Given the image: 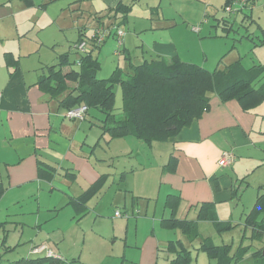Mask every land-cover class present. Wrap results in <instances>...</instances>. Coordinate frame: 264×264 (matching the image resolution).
<instances>
[{
    "label": "crops",
    "instance_id": "0c3cea01",
    "mask_svg": "<svg viewBox=\"0 0 264 264\" xmlns=\"http://www.w3.org/2000/svg\"><path fill=\"white\" fill-rule=\"evenodd\" d=\"M16 1L0 0V188H3L0 204L21 203L23 206L26 204V206L31 205L34 208L27 211V214L18 213L16 221L0 220L2 223L0 231L3 232L2 242L5 241L9 231L6 227L7 224L17 227L25 221L35 225L33 231L37 232V241L35 240L36 243L33 246L47 243L52 248L65 253L66 249L63 246L65 234L63 231L55 229L49 220L60 214V208L64 204L65 206L72 205L74 210H81L80 213L85 214L93 198L101 193L103 188L107 190L105 184L109 168L104 163L111 165L110 158L121 155L131 157L135 154L130 153L132 150L142 151L146 159L145 164H150L155 169L154 175L137 179L138 187L141 188L140 196L151 201L153 199L151 193H146V190L149 185L157 187V196L163 202V209L157 223L162 229L180 231L189 241L185 243L182 236H179V238L169 239L161 244L157 238L149 236L139 247V264H167L166 248L169 242H181L182 246L188 249L191 254L188 244L199 240L198 245L195 246L196 249H199L201 242L206 239L201 236V232L198 230V236L191 239L179 228L169 229L162 226L161 219L171 215L170 210L165 207L166 197L170 194L178 196L174 217L179 220L193 221L196 229H198V222H207L197 217L200 204L203 202L214 203L217 220L230 222L234 226L238 225L239 223H233L230 217L229 219L226 217L224 220H221L223 217L219 219L217 211L219 213L224 209L232 216L233 206L230 204L221 206V204L231 202L234 195L237 194L235 181L239 174L243 176L250 174L247 172H252V175L262 168V175L258 179L264 178V100L256 107L244 110L236 99L222 101L213 92L210 94L209 108L205 109L199 118L183 127L176 137L168 141H156L151 145L143 142L144 144L138 145L135 140H132V136L112 138L108 135H99L95 143L92 144L88 136L94 127L93 124L101 129L100 122L92 123L87 120L90 113H87L85 118L80 121L65 117V109L60 105L59 100L66 92L54 96L39 86L40 75L46 72L48 66L47 63L39 66L41 60L36 56L44 41L39 37L31 38L32 36L28 33L31 31L25 29L27 24L25 21L32 22L31 19H35L32 30L38 24L37 14L26 11L34 6L35 1L30 0L28 4L25 0H20L25 5L24 7ZM98 1L100 12L97 14L102 15L106 14L108 6H115L119 0ZM123 1L130 2V0ZM44 5L45 3L39 4L40 7H45ZM35 10L38 11V9ZM19 12L22 17L18 18L17 16L21 15ZM25 16L26 18H24ZM155 23L157 25L151 23L147 29L151 28L155 31L153 32L156 33L154 38H158L159 42L154 41L150 47L148 45L145 47L146 52L143 54L148 55L147 58L155 56L169 58L177 55L184 61L197 62L195 58L189 56L193 51L189 44L191 42L183 41V35L179 34L182 33L183 26L173 22V24H166L161 18H157ZM232 26L231 23L228 32ZM207 27H204L202 32H204L203 35L207 33L210 36L205 34L202 38L221 37V35L211 36L210 29ZM194 29L199 30L197 26L191 30L194 32ZM191 30L186 28L183 33L193 36ZM262 30L264 35V29ZM36 32L40 33L38 30ZM127 40H129V33L126 37V45ZM263 44L264 42L261 41L257 46ZM151 48L157 49L152 50ZM126 50L129 51L127 48ZM65 52L69 53V51ZM134 58L137 60L140 59V56ZM221 61L222 58H219L214 68L227 69V66L238 61L242 67L248 69L256 64H264V57L259 59L258 63H253L250 66H244L241 60L237 59L223 67ZM198 65L204 66V64ZM213 69L209 68L208 70ZM101 139L110 146L109 153L103 157L96 154L95 149ZM226 150L235 154V161L232 166L230 165L234 176L231 172H227L229 166L224 168L218 166V158ZM134 156L139 160L136 154ZM96 157H101L99 163L97 160L96 162L92 160ZM170 157L172 161L169 167L167 163ZM240 162L245 164V169L239 171ZM139 163L145 167L142 162ZM39 165L53 169L52 177L40 176ZM132 170L133 168L123 170L119 174L118 181L121 182L125 176H128L127 172ZM102 175L105 176L104 183L80 206L77 199L88 191ZM244 178L247 179V176H243V180ZM150 180L153 182L150 183ZM263 180L257 183L258 190L251 208L243 215V227L241 228L243 235H247V238L251 240L243 255L251 254L253 260L254 253L259 248H262V254H264V234L260 239H252L251 230L246 227L244 221L254 206L257 196L264 192V187H261ZM251 182L253 181L251 180ZM249 183L247 181V184ZM46 188H48V192H46ZM134 191L135 189H133ZM159 198L157 199L159 200ZM88 201L90 202L88 203ZM240 218L242 217L240 216ZM254 242H260V244L256 246ZM94 245L91 246L89 252L91 257L94 253L92 250ZM123 246H126V243ZM7 248L14 249L15 246H7ZM102 252L107 251L102 250ZM79 254L80 250L77 252V256ZM35 256L31 259L45 255L36 254ZM88 259L90 260V257ZM74 260L76 261L75 257H72L70 261Z\"/></svg>",
    "mask_w": 264,
    "mask_h": 264
},
{
    "label": "rangeland",
    "instance_id": "374dc122",
    "mask_svg": "<svg viewBox=\"0 0 264 264\" xmlns=\"http://www.w3.org/2000/svg\"><path fill=\"white\" fill-rule=\"evenodd\" d=\"M34 1V6L26 9V11L31 12V14H37L38 24L32 30L35 19H31L32 22L25 21L27 23L25 29L31 31L28 32L32 36L31 38L39 37L40 40L44 41L36 54L41 60L39 66L41 64L46 65L45 63L48 65L57 63L58 55L69 51V63H65L62 66V70L65 71L70 67H76L77 60L82 52L78 51L75 47V40L79 30H83L86 35H92L97 24L101 25L98 16L104 14H97L100 12L98 6L99 1ZM16 2L21 4L22 7L25 6L20 0ZM40 3H45V7H40ZM222 3L223 0H140L132 7L128 16V23L122 26V29L125 30L126 37L129 33L127 45L125 36H123V44L126 45L125 48L129 50L131 57H141L142 51L147 45L150 47L154 41L159 42L158 38H154L156 33L153 32L155 31L151 28L147 29V27H150L151 23L157 25L155 23L157 18H161L166 24L173 22L176 25L183 26L182 33L180 32L179 34L183 35V41L191 42L189 44L193 51L189 56L195 58V61H197L195 63L204 64L203 67L205 68L209 67L213 69L219 58H222L221 66L223 67L237 59H240L244 66L258 63L259 59L264 57V44L257 46L261 43L260 40L264 36L262 30L264 29V0H249L242 10H237L233 13L224 10ZM34 8L38 9V11ZM168 16L173 18L166 19L165 17ZM17 17H22V14ZM222 18L228 20L229 24H233L232 29L228 33L221 26L223 23L221 21ZM101 19L105 21L107 18L102 17ZM217 22H220V24L218 23L216 25ZM196 26L199 30L194 29L193 32L192 30ZM207 26L212 36L221 35V37L202 38L205 34L210 36L207 33L203 35L204 32H202L203 28ZM186 28L188 30L192 29L191 32L194 35L191 36L183 33ZM37 30L40 33H37ZM91 48H93L92 45L87 43L86 51ZM116 49L118 48L114 37L107 38L100 49L93 48L92 55L96 56L100 61L97 77H109L116 66H119L124 74L129 69V61L124 56L128 53L125 52V54L121 53L117 55L115 52ZM151 49L155 50L157 48ZM132 60L135 62L139 61L138 59L134 60V58ZM261 81H263V78ZM114 90L115 111L119 113L121 106L120 88L116 85ZM88 113L90 114L87 120L92 123H98L99 118L103 116L101 112L95 109H90ZM93 126L88 136L92 144L101 135V129L95 124ZM131 138L138 145L144 144L136 138ZM95 149L96 154L102 155L101 157H103L109 153L110 146L101 139ZM130 153H135L139 160L135 159V154L131 157L121 155L110 158L111 165L104 163L109 168L108 179L105 184L107 185V190L103 188L101 193L93 198V201L90 200L92 202L85 214L80 213L81 210H74L72 205L65 206L64 204L60 208V214H57L56 218L49 220V222L53 223L55 229H59L65 234V239L63 240V246L66 249L65 253L45 243L54 253L62 257L61 260H56L58 264H139V247L149 236L157 238L161 244H164L169 239L179 238V236H182L185 243L189 242L180 231H176V233L174 230L162 229L157 223L161 210L163 209V202L157 196L158 189L157 187L149 185L146 193L150 192L153 199L150 201L149 199L142 198L139 194L141 188L138 187L137 180L148 175H154L155 169L151 167L152 165L145 164L146 159L142 151L132 150ZM101 157L92 158V160L95 162L97 160L99 163ZM139 162H142L145 167ZM231 166L229 165L227 172H231L234 176L232 169H230ZM132 168L133 173H130L132 171H128V176H125L119 182V174L123 170H130ZM238 169L239 171L245 169V164L240 162ZM262 170L260 168L252 175V172H247L250 174H245L247 179L244 178V180L243 176L245 175L242 176V174H239L237 181H235L237 194L234 195L231 202L221 204V206H226L223 204L233 206L232 216L222 208L219 213L217 211L219 219L223 217L221 220H224L226 217H228L227 219L230 217L232 222L239 223L238 225L220 233L216 231L209 221L197 223V230L201 232V236L206 237L213 244H219L221 246L230 245L229 251L231 255L237 252L238 249H243L251 243L247 235H243L241 228L243 227V215L251 208L258 190L257 183L264 179H258L262 175ZM247 181L250 183L247 184ZM149 182L151 183L153 181L150 180ZM261 187H264V182ZM133 189H135L134 192ZM48 191V188H46V192ZM0 205H2L0 206L1 221L3 219L16 221L18 220L16 217L18 213L27 214V211L34 208L31 205L26 206V204L23 206L21 203H11L8 205L1 203ZM94 207H96L95 210ZM115 211L121 212L123 216H114ZM6 227L9 231L4 242H2L3 232L0 231V243L2 244L0 250L4 251L0 257V264H8L12 261L11 264H18L22 258L36 257V254H31L30 252L31 247L36 243L35 240L37 241V232L36 230L33 231L35 225L24 221L22 225H18L17 227L13 224H7ZM124 243H126V246H123ZM198 243L199 240H196L188 244L191 249L190 264H216L215 259L209 257L204 250L195 248ZM259 244L260 242H254L256 246ZM92 245H94L92 248L94 253L91 257L89 256V252ZM7 246H15V248L9 250ZM79 250L80 254L77 256ZM102 250H106L107 252L103 253ZM72 257H75L76 261H70ZM88 257H90V260ZM253 261L251 254L246 253L239 259L238 264H254Z\"/></svg>",
    "mask_w": 264,
    "mask_h": 264
},
{
    "label": "trees",
    "instance_id": "16d2710c",
    "mask_svg": "<svg viewBox=\"0 0 264 264\" xmlns=\"http://www.w3.org/2000/svg\"><path fill=\"white\" fill-rule=\"evenodd\" d=\"M25 1L30 3V0ZM139 1L119 0L115 6H108L106 14L98 16L101 25L97 24L92 35H86L82 30L79 31L75 47L85 42V48L79 55L76 67L62 71V66L69 63V53L64 52L59 55L57 63L48 65L46 72L40 75L38 84L49 94L59 96L66 92L59 100L65 111L84 103L88 106V111L95 109L103 114L99 118L101 135H108L112 138L132 136L151 145L156 141L164 142L176 137L183 127L199 118L205 109L209 108L210 94L213 92L222 101L236 99L244 110H250L264 100V64H256L245 69L238 61H235L227 66V69L208 70L196 63L184 61L177 55L169 58L161 56L147 58L148 55L143 54L146 50L142 51L141 60L133 61L134 57H131L129 51L126 50L123 39L120 44L117 43L116 31L127 24L133 5ZM248 1L241 5L240 0H223L222 7L227 11V7L230 6L232 10L229 13H233L236 10H242ZM236 4L238 8H235ZM102 17L107 19L104 21ZM221 21L223 22L222 28L228 32L229 21L225 18ZM218 23L220 24L217 22L216 25ZM98 31L107 33L104 41H96ZM109 37L116 39L118 49L115 52L117 55L128 53L124 56L129 61V69L124 74L122 69L116 66L109 77L99 78L97 71L100 68V61L92 55V50L93 48L100 49ZM260 41L264 42V38ZM87 43H90L93 48L86 51ZM262 78L263 81H261ZM258 82H260L259 85H257ZM116 85L121 93L119 113L115 111L114 106ZM171 161L170 157L167 166L170 167ZM38 171L40 176L47 178L52 177L54 173L53 169L43 165L38 166ZM104 181L105 176L102 175L88 191L77 199V203L81 206L98 190V187H101ZM2 191L3 188H0V195ZM177 203V195L170 194L166 197L165 207L170 210L171 215L161 219L162 226L169 229L179 228L191 239L197 237L198 233L193 221L179 220L174 217ZM215 214L214 203L203 202L200 204L197 217L200 220L210 221L220 233L234 227L230 222L217 220ZM244 223L250 228L252 239H260L264 234V192L257 196ZM1 245L0 243V247ZM229 247L230 245L213 244L206 238L201 242L199 249L214 258L217 264H238L247 247L238 249L232 255ZM2 253L0 251V255ZM166 254L167 264H190V252L182 246L181 242H169ZM254 260V264H264L262 248L254 253ZM20 263L55 264L56 260L43 256L33 259L22 258Z\"/></svg>",
    "mask_w": 264,
    "mask_h": 264
},
{
    "label": "built area",
    "instance_id": "2783aa9c",
    "mask_svg": "<svg viewBox=\"0 0 264 264\" xmlns=\"http://www.w3.org/2000/svg\"><path fill=\"white\" fill-rule=\"evenodd\" d=\"M247 0H240L239 3H241V5L245 4ZM238 4H236L235 8H238ZM232 10V8L229 6L227 7V11L230 12ZM99 32V33H98ZM97 32V37H96V41L97 42H101L104 41L105 38L107 37V33L105 32ZM125 32L122 29H117L116 31V39H117V43L120 44L121 40L123 39ZM78 50L80 51H84L85 48V42H81L80 44L77 45ZM88 111V106L86 104H79L77 106H74L68 110L65 111L64 116L68 117V118H72V119H78V120H83L87 114ZM235 161V154L232 151H223L219 158H218V166L220 168H224L227 167L231 164H233V162ZM114 216L116 217H121L123 216V214L119 211H115ZM31 253L33 254H44L47 257H51L55 260H61L62 257H60V255L54 253L52 251V249L50 247H48L46 244H38V245H34L31 247L30 250Z\"/></svg>",
    "mask_w": 264,
    "mask_h": 264
}]
</instances>
